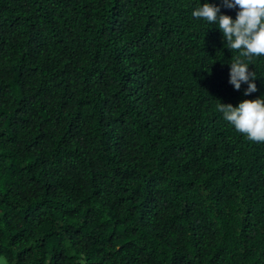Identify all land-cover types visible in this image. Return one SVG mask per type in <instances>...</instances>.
I'll return each instance as SVG.
<instances>
[{
    "label": "trees",
    "instance_id": "1",
    "mask_svg": "<svg viewBox=\"0 0 264 264\" xmlns=\"http://www.w3.org/2000/svg\"><path fill=\"white\" fill-rule=\"evenodd\" d=\"M222 0H0L7 264H264V142L217 109Z\"/></svg>",
    "mask_w": 264,
    "mask_h": 264
},
{
    "label": "clouds",
    "instance_id": "2",
    "mask_svg": "<svg viewBox=\"0 0 264 264\" xmlns=\"http://www.w3.org/2000/svg\"><path fill=\"white\" fill-rule=\"evenodd\" d=\"M222 4L225 8L238 6L234 20L221 13L219 5L207 2L194 9L192 16L218 23L228 48L239 51L240 55L230 64L229 83L235 90H240L242 83L247 84L244 92L248 95L257 90L253 82L256 74L248 67L251 58L264 56V0H222ZM217 109L250 141L264 142V99L243 100L237 106L220 102ZM3 264H7L6 259Z\"/></svg>",
    "mask_w": 264,
    "mask_h": 264
},
{
    "label": "rangeland",
    "instance_id": "3",
    "mask_svg": "<svg viewBox=\"0 0 264 264\" xmlns=\"http://www.w3.org/2000/svg\"><path fill=\"white\" fill-rule=\"evenodd\" d=\"M4 260L0 257V264H3Z\"/></svg>",
    "mask_w": 264,
    "mask_h": 264
}]
</instances>
